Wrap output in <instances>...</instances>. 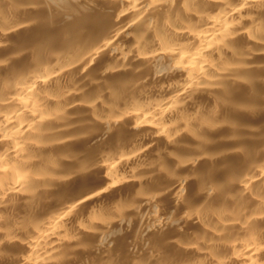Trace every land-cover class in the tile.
<instances>
[{
	"label": "bare ground",
	"instance_id": "bare-ground-1",
	"mask_svg": "<svg viewBox=\"0 0 264 264\" xmlns=\"http://www.w3.org/2000/svg\"><path fill=\"white\" fill-rule=\"evenodd\" d=\"M0 264H264V0H0Z\"/></svg>",
	"mask_w": 264,
	"mask_h": 264
}]
</instances>
